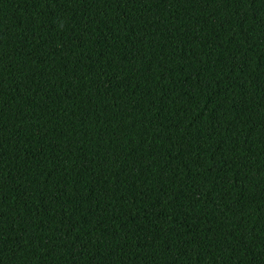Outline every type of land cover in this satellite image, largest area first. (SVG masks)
<instances>
[{
    "label": "trees",
    "instance_id": "trees-1",
    "mask_svg": "<svg viewBox=\"0 0 264 264\" xmlns=\"http://www.w3.org/2000/svg\"><path fill=\"white\" fill-rule=\"evenodd\" d=\"M0 264H264V0H0Z\"/></svg>",
    "mask_w": 264,
    "mask_h": 264
}]
</instances>
